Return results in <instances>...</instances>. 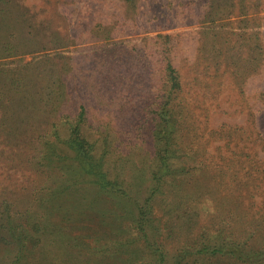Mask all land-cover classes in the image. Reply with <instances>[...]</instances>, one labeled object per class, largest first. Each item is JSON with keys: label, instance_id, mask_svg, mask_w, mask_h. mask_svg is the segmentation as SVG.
Instances as JSON below:
<instances>
[{"label": "rangeland", "instance_id": "obj_1", "mask_svg": "<svg viewBox=\"0 0 264 264\" xmlns=\"http://www.w3.org/2000/svg\"><path fill=\"white\" fill-rule=\"evenodd\" d=\"M164 46L181 79L176 100L191 109L187 137L209 160L177 175L186 195H157L145 227L153 239L144 241L127 205L102 193L94 201L89 187L105 222L91 206L95 220L86 210L66 220L54 173L32 213L17 214L39 179L29 140L79 105L91 130L119 131L124 113H142L133 105L161 84ZM17 76L28 89L60 78L69 100L48 114L11 91ZM129 99L131 107L118 105ZM107 155L143 197L147 161L116 144ZM0 202L11 213L0 237L42 236L39 264H264V0H0ZM103 226L110 236L97 234ZM202 235L230 254L197 253ZM12 249L1 241L0 264Z\"/></svg>", "mask_w": 264, "mask_h": 264}, {"label": "trees", "instance_id": "obj_2", "mask_svg": "<svg viewBox=\"0 0 264 264\" xmlns=\"http://www.w3.org/2000/svg\"><path fill=\"white\" fill-rule=\"evenodd\" d=\"M165 37L169 38V35H165ZM162 56L164 57V67L161 69V84L159 83L157 90L148 97L147 101L143 105L141 103L133 105L135 101L131 99L124 100L122 105L118 103L122 108L132 105L139 106L138 108L142 112L124 113L125 120L119 131L113 133L110 130L105 132H101V130L99 133L91 130L86 126L89 121L86 106L79 105L74 113L65 115L63 120L51 123L29 140L31 155H28L27 162L30 170L36 172L39 179L33 185L30 201L23 207L24 211L22 208L18 209L19 213L17 214L32 213L30 209L35 205L34 203L32 205V202H37L45 194V191L50 189L46 183L58 180L51 177L50 174L54 173L61 179L58 183V185L61 183V189L57 190L58 198L55 201L58 202L57 210L62 212V216L66 220L74 219L76 214L85 210L87 219L95 220L94 214L90 215V212L93 211L90 210L89 206H91L105 222L102 214L105 210L107 212V209L97 207L98 204L89 205V201L84 195L89 187L91 193L95 194L94 201L101 202L96 195L102 193L107 195L106 198L110 200H119L125 207L127 205L136 215L134 220L144 241L148 243V240L153 239L146 228L154 212L157 195L159 198L166 195L180 198L179 192L186 195L183 193L182 183L178 181L177 175L203 166L209 160V156L206 155L207 149L202 146L195 147L192 139L187 137V131L190 130L188 128L190 125L188 113L191 109L188 101L176 100L178 91L181 89V79L169 57L167 46L162 48ZM62 86L64 88H61ZM66 88L60 78L46 79L45 84L39 88L32 80L29 85L30 91L27 83L20 76L11 82V91L21 95L20 97L26 101L31 96L32 102L36 103L41 110L45 108L48 114L60 113L66 101L69 100L65 96L67 92L64 89ZM127 117L131 119L128 120ZM12 136H15L14 132ZM115 144L119 147L124 146L136 154L140 162L147 161L143 164L147 170L141 171L147 176L148 181L151 180V184L143 193V197L139 194L141 191L134 193L133 190V194L130 191L132 188L126 187L127 181L121 180L118 173L114 172L107 153H109L111 145L115 146ZM192 162L197 166H194ZM73 186L77 190L73 189ZM4 202H0V226L3 225L6 216H11L10 206L8 203L6 206L9 209L2 206ZM33 215L36 214L33 212ZM32 225L38 227L37 222H33ZM29 234L17 233L16 237L13 234L4 238L0 237V243L4 240L6 244L14 245L13 252L8 256L7 264H39L40 259L36 256H38L43 238L39 235ZM97 234L108 237L111 235V231L103 226L97 231ZM195 240L198 242L200 239ZM209 240L205 235H202L201 247L198 248L197 253H206L214 257L230 254L219 238L213 244L208 243ZM245 254L249 256L250 252H245ZM162 255L163 253H161V258Z\"/></svg>", "mask_w": 264, "mask_h": 264}]
</instances>
